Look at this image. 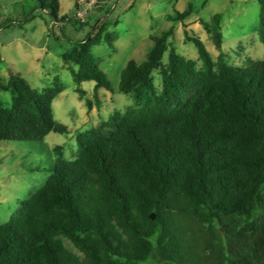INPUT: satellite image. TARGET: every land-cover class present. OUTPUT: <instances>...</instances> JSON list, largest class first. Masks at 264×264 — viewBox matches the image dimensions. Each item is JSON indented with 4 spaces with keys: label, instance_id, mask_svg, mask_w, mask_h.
Returning a JSON list of instances; mask_svg holds the SVG:
<instances>
[{
    "label": "trees",
    "instance_id": "16d2710c",
    "mask_svg": "<svg viewBox=\"0 0 264 264\" xmlns=\"http://www.w3.org/2000/svg\"><path fill=\"white\" fill-rule=\"evenodd\" d=\"M36 1L57 20L66 18L60 0ZM220 21L219 13L201 19L216 57L185 31L200 65L169 44L172 27L151 37L142 63L127 62L118 88L135 104L78 132L73 159L63 158L62 145L52 148L44 184L0 224V264H199L192 224L207 234L208 264H264V56L240 65L225 59ZM102 39L113 47L114 34L100 21L62 54L80 98L84 80H93L95 91H112L91 52ZM0 89L11 97L10 107L0 99V141H42L67 131L53 112L59 83L37 90L11 73Z\"/></svg>",
    "mask_w": 264,
    "mask_h": 264
},
{
    "label": "rangeland",
    "instance_id": "374dc122",
    "mask_svg": "<svg viewBox=\"0 0 264 264\" xmlns=\"http://www.w3.org/2000/svg\"><path fill=\"white\" fill-rule=\"evenodd\" d=\"M36 5V0H0V82L5 83L14 73L37 90L59 83L62 91L53 100V112L55 119L68 129L52 131L42 141H0V224L8 221L20 202L44 184L51 172L55 145L63 146L65 160L73 159L78 151V132L96 127L114 111H124L135 104L131 93L119 91L120 73L130 59L138 64L146 59L154 44L152 36L172 27L169 44L200 65L196 48L185 39V31L199 36L216 57L219 50L202 27L201 19L208 21L219 13L225 59L240 65L248 58L264 56V44L257 32L258 0H78L77 6L74 0H60L59 16H66L63 20ZM189 7L191 13L186 19L167 18L168 14L174 16ZM100 21L114 34L113 47L102 39L92 45L91 52L110 80L112 91L103 87L95 91L94 81L84 80L80 87L85 96L80 98L62 54L85 39ZM153 77L159 85L157 70ZM0 99L4 106L10 107L8 90L0 89ZM86 99L90 100L89 105ZM189 232L201 242L199 264H208L206 256L210 250L202 242L204 229L192 224ZM65 244L77 251L69 241L65 240Z\"/></svg>",
    "mask_w": 264,
    "mask_h": 264
},
{
    "label": "water",
    "instance_id": "95a60500",
    "mask_svg": "<svg viewBox=\"0 0 264 264\" xmlns=\"http://www.w3.org/2000/svg\"><path fill=\"white\" fill-rule=\"evenodd\" d=\"M153 217H154V214L152 213V214H151V218H153Z\"/></svg>",
    "mask_w": 264,
    "mask_h": 264
}]
</instances>
